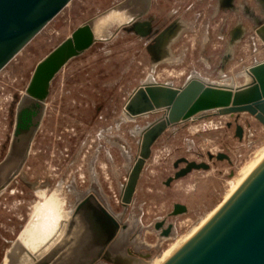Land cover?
<instances>
[{
    "label": "rangeland",
    "instance_id": "1",
    "mask_svg": "<svg viewBox=\"0 0 264 264\" xmlns=\"http://www.w3.org/2000/svg\"><path fill=\"white\" fill-rule=\"evenodd\" d=\"M123 1L72 0L0 71V162L7 152L15 107L38 62L83 23ZM247 4L257 9L256 0ZM237 8L229 14L218 0H152L145 19L155 17L160 31L174 24L181 28L166 51L169 58L154 60L147 52V39L115 23L62 69L51 84L45 115L22 170L24 180L16 179L0 193V264H8L6 255L36 214L35 206L56 191L68 213L76 203L72 194L91 190L92 180L100 190L98 199L126 226L118 244L133 259L131 264H156L225 202L264 152V125L247 113L209 115L176 125L151 149L124 209L122 190L139 154V130L163 116L160 111L129 120L124 107L144 83L176 88L193 75L217 86L245 85V71L264 62V50L258 40L252 41L249 21H244L249 33L231 45L229 28L244 24ZM235 124L243 129L241 140L235 138ZM208 154H225L231 164L209 162ZM179 159L208 164L209 170L191 172L166 186ZM175 204L185 206L186 214L167 218ZM161 221L173 225L167 240L154 230Z\"/></svg>",
    "mask_w": 264,
    "mask_h": 264
},
{
    "label": "water",
    "instance_id": "2",
    "mask_svg": "<svg viewBox=\"0 0 264 264\" xmlns=\"http://www.w3.org/2000/svg\"><path fill=\"white\" fill-rule=\"evenodd\" d=\"M72 0H0V71L8 65ZM264 8V0H256ZM152 0H124L102 14L83 23L35 66L24 94L14 112L7 152L0 162V193L22 170L46 111L50 87L56 76L72 60L87 52L97 41V30L104 20L122 17L123 30L145 39L152 34L147 16ZM253 34L264 46V20L253 18ZM181 28L172 25L157 38L161 54L173 42ZM243 36L241 28L232 34L233 42ZM247 83L238 88L208 84L190 78L181 89L169 85L144 83L129 96L125 116L129 120L162 111L163 116L139 130V154L130 168L122 190L124 209L131 203L138 178L156 141L170 128L209 115L238 117L247 113L264 125V62L245 71ZM235 137H242L236 126ZM208 161L221 162L224 154L207 155ZM184 168L166 182L177 181L194 171H207L209 165L180 160ZM183 205L175 204L167 218L186 214ZM126 226L111 214L93 195L78 199L61 240L39 258L12 252L8 264H99L118 241ZM160 238H169L173 225L165 221L154 225ZM120 246V244H118ZM11 249V248H10ZM121 255V254H119ZM132 259L127 264L132 263ZM120 264H126L120 260ZM163 264H264V161L248 176L210 220Z\"/></svg>",
    "mask_w": 264,
    "mask_h": 264
},
{
    "label": "bare ground",
    "instance_id": "3",
    "mask_svg": "<svg viewBox=\"0 0 264 264\" xmlns=\"http://www.w3.org/2000/svg\"><path fill=\"white\" fill-rule=\"evenodd\" d=\"M124 21L125 20L119 16H112L109 19L104 20L103 23L99 25L96 36L99 37L100 35H103L106 31L105 29L110 25H113L115 23L117 25L121 23L123 24ZM262 161H264V152H262L261 156L253 163V165L249 168L248 172L243 176V178L239 180L233 191L226 198L225 202L243 184V182L248 178V176H250V174L258 167V165ZM57 195L58 194H56L55 191L54 195L49 200L38 207V209L36 210V214L31 218L22 233H19L20 236L12 244L8 254L12 252L20 259H22L24 256H29L36 259L49 252L61 240L71 216L72 209L70 208L71 211L68 213L65 212V208L63 209L64 202L60 198H58ZM73 195H75V198L80 199V195H77L75 193L72 194V196ZM221 206L217 207L213 212H211L207 216V218L201 222L200 226H198L190 235L177 241L168 250V252H166L162 256V258L155 263L163 264L168 258H170L177 250H179L186 242H188L210 220V218H212V216L219 210Z\"/></svg>",
    "mask_w": 264,
    "mask_h": 264
},
{
    "label": "flooded vegetation",
    "instance_id": "4",
    "mask_svg": "<svg viewBox=\"0 0 264 264\" xmlns=\"http://www.w3.org/2000/svg\"><path fill=\"white\" fill-rule=\"evenodd\" d=\"M240 3L239 4H237L234 0H218V4H219V7L220 8H222V9H224L225 10V12H227V13H231V12H236V8L238 9L237 11H239V13H241V14H243V18H247V20L246 21H249L250 22V24H251V26H252V28H253V23H252V21H253V18L254 17H260L262 20H264V8H261V6H259L258 5V3L256 4L257 5V9H254V8H250L249 6H248V4H247V2L245 1V0H241V1H239ZM257 2V1H256ZM235 8V9H234ZM148 15V14H147ZM245 18V19H246ZM147 21H150L151 22V29H152V34L151 35H149V36H147V38H145L144 40H146L147 39V52L148 53H150L151 55H152V57H153V59L154 60H156V61H158V60H160L161 58H163V60H165L167 57L169 58V55L166 53V51L168 50V48H169V46L171 45H169L167 48H166V50H165V53H163V54H161L160 53V51L156 48V40H157V38L160 36V34L162 33V32H164L166 29H164V30H162V31H160L159 30V28H157L156 27V18L155 17H153V16H149V17H147ZM244 23V22H243ZM122 24V23H121ZM172 26V25H171ZM171 26H169V27H171ZM242 26H243V28H241L242 29V31H243V36H246L249 32V30L247 29V25H246V23H244V24H242ZM168 27V28H169ZM235 28H229V34H231L232 35V33L234 34L235 33V31H237V25H235L234 26ZM167 28V29H168ZM251 28V30H252V33H251V39H252V41H254V40H256L257 41V38H255V36H254V34H253V29ZM260 49L261 50H264V46H262L261 44H260ZM162 60V61H163ZM191 78H198V77H196V76H194L193 77V75L191 76ZM190 79V77L185 81V83L188 81ZM199 79V78H198ZM201 80V79H200ZM184 83V84H185ZM208 84H211V83H208ZM213 85H215V84H213ZM169 86H171V85H169ZM184 86V85H183ZM182 86V87H183ZM172 88H174V89H181L182 87H173V86H171ZM222 87H224V86H222ZM158 119H160V118H158ZM158 119H156V120H158ZM153 123V122H152ZM238 124H235V130H236V126H237ZM239 126V125H238ZM175 127V126H174ZM174 127H172V128H174ZM231 127V124L229 123V124H227V128H230ZM172 128H170V129H172ZM169 129V130H170ZM242 129V128H241ZM162 137V136H161ZM160 137V138H161ZM242 137H243V129H242ZM242 137H241V139H242ZM159 138V139H160ZM235 138H237V137H235ZM158 139V140H159ZM238 139V138H237ZM240 139V140H241ZM157 140V141H158ZM239 140V139H238ZM156 141V142H157ZM155 145V144H154ZM225 155V154H224ZM227 156V155H226ZM228 157V156H227ZM229 158V157H228ZM180 160H182V159H179V160H177L176 162H174V164H173V168H174V165L177 163V162H179ZM186 160V159H185ZM135 161V160H134ZM213 161V160H212ZM224 161H226L228 164H231V161H230V158H229V162L227 161V160H223V162ZM222 162V161H221ZM133 164H134V162H133ZM181 165H183V167L182 168H184V164L183 163H181V164H178V166H177V168L175 169L174 168V170H175V173L177 172V171H179L180 169H182V168H180V166ZM92 166V165H91ZM90 171L92 172L93 170H92V167H90ZM130 171V170H129ZM174 173V174H175ZM92 174H93V172H92ZM92 182V188H91V190H88V192H86V193H92L93 195H95V197L98 199L99 197V195H98V192H100V190H99V188H98V186H97V183L96 182H94L93 180L91 181ZM85 193V194H86ZM82 195H84V194H80V197L82 196ZM76 200H78L77 198H76ZM99 200V199H98ZM100 201V200H99ZM77 202V201H76ZM101 202V201H100ZM76 204V203H75ZM75 206V205H74ZM74 207H72V209H73ZM38 209V207L37 206H35L34 207V210H35V212H36V210ZM109 211V210H108ZM110 212V211H109ZM119 254H121V255H119ZM132 258L131 257H129L128 255H127V253H124V250L122 251L121 250V248L119 247V245H118V241L115 243V244H113V246L109 249V251H108V254H107V256L105 257V259H103L101 262H100V264H120V263H122V262H120V260H122L123 262H126V264L127 263H129V261L131 260ZM133 260V259H132Z\"/></svg>",
    "mask_w": 264,
    "mask_h": 264
},
{
    "label": "crops",
    "instance_id": "5",
    "mask_svg": "<svg viewBox=\"0 0 264 264\" xmlns=\"http://www.w3.org/2000/svg\"><path fill=\"white\" fill-rule=\"evenodd\" d=\"M245 1L247 2V0H245ZM239 3H240V2H239V1H237V4H239ZM245 18H246V17H245ZM245 18H243V17H242L240 21H241V22H242V21H243V22H244V21H246V20H247V18H246V19H245Z\"/></svg>",
    "mask_w": 264,
    "mask_h": 264
}]
</instances>
